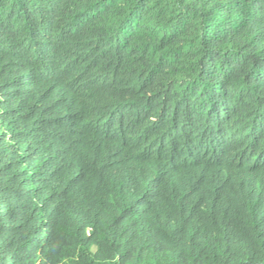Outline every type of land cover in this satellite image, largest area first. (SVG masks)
<instances>
[{"label":"trees","instance_id":"obj_1","mask_svg":"<svg viewBox=\"0 0 264 264\" xmlns=\"http://www.w3.org/2000/svg\"><path fill=\"white\" fill-rule=\"evenodd\" d=\"M0 264H264V0H0Z\"/></svg>","mask_w":264,"mask_h":264}]
</instances>
